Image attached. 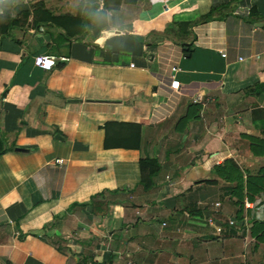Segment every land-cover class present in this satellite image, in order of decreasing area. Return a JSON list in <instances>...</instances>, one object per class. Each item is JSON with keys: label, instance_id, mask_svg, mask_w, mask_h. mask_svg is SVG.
<instances>
[{"label": "crops", "instance_id": "obj_1", "mask_svg": "<svg viewBox=\"0 0 264 264\" xmlns=\"http://www.w3.org/2000/svg\"><path fill=\"white\" fill-rule=\"evenodd\" d=\"M6 1L0 264H264V0Z\"/></svg>", "mask_w": 264, "mask_h": 264}, {"label": "trees", "instance_id": "obj_2", "mask_svg": "<svg viewBox=\"0 0 264 264\" xmlns=\"http://www.w3.org/2000/svg\"><path fill=\"white\" fill-rule=\"evenodd\" d=\"M85 2L86 0H81ZM111 0H103L104 7H107L108 2ZM117 4H120V0H118ZM13 3L11 1H6L1 4L2 13L0 14V44L2 39L8 37L13 29L20 28L23 26L21 23L19 16H23L25 19L32 14L33 16L37 14L36 9L43 8L42 3H38L34 6L20 5L12 7ZM7 7L13 8V11L10 12L7 10ZM62 20H67V22L75 21V18L62 16V17H50V21L53 22L55 26L63 25ZM31 23L33 26L37 27L38 22L32 19ZM61 24V25H60ZM181 27L180 30H183L186 33V29L190 27L189 22L179 23ZM67 33L70 35H75V32ZM260 89L264 90V86H260ZM252 146L264 148V140L254 141L252 139ZM5 151L4 148V138L0 134V155ZM144 164V163H143ZM142 164V165H143ZM215 172L223 181L234 184L233 193L236 197H239L240 200H243L244 196L248 201H253L255 196L264 192V175L254 176L247 175L246 178H243L242 172L236 166V164L232 160H225L222 164L215 166ZM252 232L255 233L256 240L258 242H264V222H254L252 227Z\"/></svg>", "mask_w": 264, "mask_h": 264}, {"label": "built area", "instance_id": "obj_3", "mask_svg": "<svg viewBox=\"0 0 264 264\" xmlns=\"http://www.w3.org/2000/svg\"><path fill=\"white\" fill-rule=\"evenodd\" d=\"M222 57H225V54H222ZM34 64L35 66L43 69V70H50L54 65H55V61L47 56H37L34 59ZM131 67H133V65H131ZM178 69L176 67H172L170 72L174 75L176 73ZM179 86L180 83L179 81L174 80V76H171L170 78V84H169V91L171 92H177L179 90ZM198 100H193V103H197ZM56 163L58 164H62L63 160H57ZM247 205V204H246ZM210 222L212 223V221L210 220ZM234 222H230V225H233ZM220 229L217 228V232H219Z\"/></svg>", "mask_w": 264, "mask_h": 264}, {"label": "water", "instance_id": "obj_4", "mask_svg": "<svg viewBox=\"0 0 264 264\" xmlns=\"http://www.w3.org/2000/svg\"><path fill=\"white\" fill-rule=\"evenodd\" d=\"M187 56H188V54H186ZM152 57V56H151ZM16 150H18V151H22V149H16Z\"/></svg>", "mask_w": 264, "mask_h": 264}]
</instances>
